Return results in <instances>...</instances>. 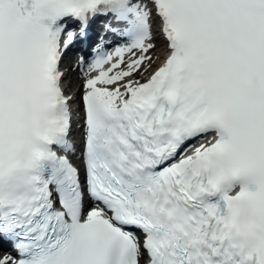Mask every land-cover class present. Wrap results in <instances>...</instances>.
I'll list each match as a JSON object with an SVG mask.
<instances>
[{
    "label": "snow or ice",
    "instance_id": "6c2138e0",
    "mask_svg": "<svg viewBox=\"0 0 264 264\" xmlns=\"http://www.w3.org/2000/svg\"><path fill=\"white\" fill-rule=\"evenodd\" d=\"M100 20L77 99L63 60ZM0 244L264 264V0H0Z\"/></svg>",
    "mask_w": 264,
    "mask_h": 264
},
{
    "label": "bare ground",
    "instance_id": "6f19581e",
    "mask_svg": "<svg viewBox=\"0 0 264 264\" xmlns=\"http://www.w3.org/2000/svg\"><path fill=\"white\" fill-rule=\"evenodd\" d=\"M154 54H155V55H160L161 52H160V51H156Z\"/></svg>",
    "mask_w": 264,
    "mask_h": 264
}]
</instances>
